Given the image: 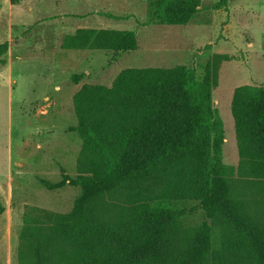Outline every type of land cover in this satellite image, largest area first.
<instances>
[{
	"label": "trees",
	"instance_id": "obj_1",
	"mask_svg": "<svg viewBox=\"0 0 264 264\" xmlns=\"http://www.w3.org/2000/svg\"><path fill=\"white\" fill-rule=\"evenodd\" d=\"M200 7V0H148L141 25L185 26ZM61 47L113 53L115 61L139 44L135 31L78 29ZM9 48L0 45L2 68ZM231 60L214 55L202 79L178 65L127 68L111 86L83 84L73 96L77 176H64L81 193L68 213L29 209L18 264H264V85L233 92L239 162L227 165L213 93L221 64ZM64 182L42 183L53 190ZM198 209L207 222L184 226Z\"/></svg>",
	"mask_w": 264,
	"mask_h": 264
},
{
	"label": "rangeland",
	"instance_id": "obj_2",
	"mask_svg": "<svg viewBox=\"0 0 264 264\" xmlns=\"http://www.w3.org/2000/svg\"><path fill=\"white\" fill-rule=\"evenodd\" d=\"M30 1L31 6H12L0 0V45L10 44L8 64L0 67V264H18L19 237L30 208L68 213L81 193L64 176H77L81 140L73 131V96L83 84L111 86L127 68L178 65L195 69L202 79L214 55L232 57L220 66L213 96L226 129L224 161L238 165L231 101L240 86L264 85V0H234L221 9L213 8L220 0H200V12L188 25L146 27L141 23L148 0ZM96 10L106 13L99 15L104 29L135 31L138 50L115 61L104 51L63 50V38L84 22L67 27L61 22ZM84 73L80 84L73 83L74 75ZM42 182L65 185L49 190ZM205 222L198 209L183 223Z\"/></svg>",
	"mask_w": 264,
	"mask_h": 264
},
{
	"label": "crops",
	"instance_id": "obj_3",
	"mask_svg": "<svg viewBox=\"0 0 264 264\" xmlns=\"http://www.w3.org/2000/svg\"><path fill=\"white\" fill-rule=\"evenodd\" d=\"M7 1L10 2V0H6V2ZM66 1H69V0H66ZM74 1H77V0H74ZM78 1H80V0H78ZM96 1H104V0H96ZM23 3H25L27 5H30L32 2L30 0H27V1L23 2ZM75 14L78 16V18H74V19L71 18V20L65 19V20H63L61 22V25L63 24V26H66V27L69 26V25H73L74 22H77V24H80L81 22H84V25H78L77 28L70 34L75 33L78 29H104L103 25L101 24L102 22H101V19H100L102 17H99V15L101 16V15H104L106 13H102V12H99L98 10H96V11L88 12V13H80V14L75 13ZM109 19H112V18H109Z\"/></svg>",
	"mask_w": 264,
	"mask_h": 264
}]
</instances>
